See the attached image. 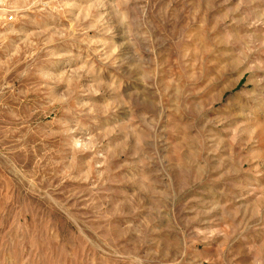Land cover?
I'll return each mask as SVG.
<instances>
[{
    "label": "rangeland",
    "instance_id": "obj_1",
    "mask_svg": "<svg viewBox=\"0 0 264 264\" xmlns=\"http://www.w3.org/2000/svg\"><path fill=\"white\" fill-rule=\"evenodd\" d=\"M0 264H264V0H0Z\"/></svg>",
    "mask_w": 264,
    "mask_h": 264
},
{
    "label": "built area",
    "instance_id": "obj_2",
    "mask_svg": "<svg viewBox=\"0 0 264 264\" xmlns=\"http://www.w3.org/2000/svg\"><path fill=\"white\" fill-rule=\"evenodd\" d=\"M12 18H9V20H11Z\"/></svg>",
    "mask_w": 264,
    "mask_h": 264
}]
</instances>
